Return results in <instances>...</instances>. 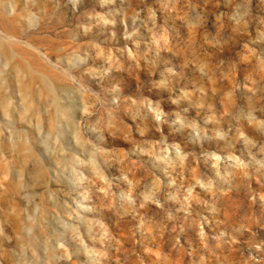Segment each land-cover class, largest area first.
Instances as JSON below:
<instances>
[{"label": "rangeland", "instance_id": "rangeland-1", "mask_svg": "<svg viewBox=\"0 0 264 264\" xmlns=\"http://www.w3.org/2000/svg\"><path fill=\"white\" fill-rule=\"evenodd\" d=\"M0 264H264V0H0Z\"/></svg>", "mask_w": 264, "mask_h": 264}]
</instances>
